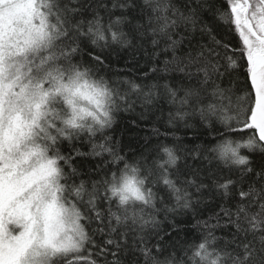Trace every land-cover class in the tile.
<instances>
[{
    "label": "snow or ice",
    "instance_id": "1",
    "mask_svg": "<svg viewBox=\"0 0 264 264\" xmlns=\"http://www.w3.org/2000/svg\"><path fill=\"white\" fill-rule=\"evenodd\" d=\"M144 6L150 9L147 26L137 23L136 31L140 35L150 31L153 46L163 41L164 51L171 50L173 59L182 63L176 50L187 37L176 40L174 36L195 25L196 10L182 13L169 0H144ZM203 6L223 21L226 34L234 25L242 44L231 52L224 44L223 55L214 48L207 57L203 51L197 57L189 53L188 63L179 71L191 80L195 66L196 84L179 81L163 87L168 102L178 105L172 119L198 116L209 135L221 133L216 127L220 124L224 132L248 136L243 144L221 139L204 156L225 167L237 166L243 181L253 169L240 149L264 153V0H204ZM100 8L109 16L107 26L101 23ZM115 9L145 13L135 0H112L111 9L100 0L93 7L92 20L73 22L70 14L87 11L83 4L0 0V264H99L101 256L103 264H124L118 253L126 251L140 252L145 264H249L256 243L264 252V167L255 173L260 188L250 184L247 191L239 190L235 220L222 209L236 229L232 241L219 245L210 232L211 239L205 237L184 249L183 257L161 261L153 254L152 248L163 249L158 243L149 246L151 237H163L158 231L146 233L145 226L155 227L160 211L192 208L187 186L199 192L208 185L171 178L179 176L178 170L172 171L178 160L172 148L159 146L157 157L148 164L135 158L129 162L109 145L111 137L105 129L111 127L120 101L127 102L129 93L121 89L119 80L93 77L106 59L104 49L130 43L121 27L128 18L122 14L112 20ZM212 39L221 43L215 36ZM85 49L91 59L81 62ZM94 49L100 51L92 55ZM238 68L246 69L243 84L232 78ZM123 83H130L132 91L139 88L134 82ZM98 134L99 144L95 143ZM85 137L92 143L93 155L107 152L111 157L100 162L97 171L102 178L91 180L90 185L75 182L80 173L71 163L72 156L61 153L67 141L66 150L71 147L76 155H86L73 143ZM214 184L223 189L226 199L235 194L237 182L230 178ZM249 199L259 201L257 211L244 203ZM168 201L174 203L169 206ZM129 232L131 247L121 243ZM96 236L104 239L98 242Z\"/></svg>",
    "mask_w": 264,
    "mask_h": 264
},
{
    "label": "trees",
    "instance_id": "2",
    "mask_svg": "<svg viewBox=\"0 0 264 264\" xmlns=\"http://www.w3.org/2000/svg\"><path fill=\"white\" fill-rule=\"evenodd\" d=\"M99 2L100 0H87V2L85 0H74V2L72 0H60L61 4L67 3L70 7H80L83 4L84 8L87 9L86 12L80 14H70L73 22L80 19L92 20L95 15L93 7ZM169 2L185 14L192 13L194 9L196 10L194 14L195 25H189L186 32L181 31L180 35L174 36L176 40H180L181 36L187 37L176 50V56L182 63L178 64L173 59L171 50L164 51L165 44L163 41L159 46H153V35L150 31L144 32L143 35L136 31L135 25L137 23L147 26L146 15L150 9L144 6V0H135L137 5L145 7L144 14H141L137 9H129L123 12L120 9H115L111 17L112 20H115L116 17L122 14L127 16L128 22L121 25V27L128 34L127 38L130 43L127 46L113 44L104 49L102 57H106V59H104L103 66L100 67L98 74L93 77V79H98L99 76H103L109 82L114 79L119 80L121 81V89L129 93L127 102L120 101L121 109L114 113L113 124L110 128L105 129V134L111 137L108 142L109 145L113 146L129 162H133L135 158V160H140L142 163L147 161L148 164H151L153 159L157 157L159 146L164 145L172 148L178 156L176 166L172 171L176 172L178 170L179 176L173 175L171 178L174 180L178 178L180 182L193 180L196 184L203 181L208 185L199 192L196 191L195 186H187L192 200V208L181 209L176 213L160 211L155 215L156 226L153 227L152 224L145 226L146 233L158 231L160 236L163 237V240H158L153 235L149 245L157 243L160 245L162 251L158 252L156 248H152V252L161 261L173 255L177 258L183 257L184 249L203 242L205 237L211 239L210 232L217 238L216 243L219 245H223L225 241H232L236 229L232 223H229V217L224 214L222 209L230 211L232 219L235 220L237 202L241 200L238 194L239 190L243 188L247 191L250 184L260 188L262 184L256 178L255 173L261 172L262 167H264V153L259 149L249 151L241 148V154L249 157L253 169V173L247 174L244 180L241 181L237 166L225 167L222 162L218 160L209 162L204 159V156L210 155L207 150L214 147L221 139L226 138L235 142H244L248 138L247 135L224 132L223 126L220 124H216V127L221 129V133L209 135L208 130L198 116H189L184 120L172 119L178 105L168 102L163 85L168 83L171 86L179 81H183L185 84H196L195 66L191 69L194 74L191 80L179 71L183 64L188 63L189 53L192 57H197L203 51L205 57H207L209 50L214 48L223 55L225 51L224 44L229 45V52H231L233 47L242 44V42L235 31L234 25L232 31L226 34L223 21L218 15L207 6L201 7L204 0H169ZM219 2H223V0H219ZM103 3L111 9L112 0H103ZM89 5H92V7H89ZM99 16L101 17V23L107 26L109 16L103 8L99 9ZM213 36L221 43L217 44L212 39ZM89 48H92V46L89 45ZM99 51V49H94L92 55ZM90 59L88 50L85 49L80 61L86 62ZM166 61L168 62L167 65ZM166 67L167 71H164ZM245 73V68H238L232 72V78L237 83L243 84ZM123 81L134 82L139 88L132 91L131 84H125ZM248 83L250 85V78ZM225 86H227L226 80ZM145 93H152V95L145 96ZM149 99L151 103H146L145 101ZM224 103H227V101H224ZM170 120H172L171 124L169 123ZM188 124L192 127H186ZM101 142L98 134L95 143L99 144ZM67 143V141L62 143L61 153L65 156H72L71 163L80 173L79 176L74 178L75 182L78 184L83 180L86 185H90L91 180L102 178L97 169L101 166L100 162L102 160L111 159L109 154L104 152L101 156L93 155L92 143L88 142L86 137L73 142L81 153L86 154L83 156L76 155L71 147H67L66 150ZM99 150L96 149V151ZM229 178L236 181L237 186L235 194L226 199L222 196L223 189H217L214 180L226 182ZM163 187L162 184L159 186L160 189H163ZM160 195L163 196L164 192L160 191ZM173 203L174 201H168L169 206ZM244 203L250 211L258 210L259 201L249 199L245 200ZM159 206L163 207V205ZM95 238L98 242L104 239L101 236ZM249 239H251V236H249ZM121 243H126L131 247L133 234L129 232L127 239H122ZM255 249L249 264H264V252L259 250V243L255 244ZM190 254L191 250L189 249ZM118 255L124 264H133L134 261L135 264H145V258L140 252L126 251L120 252ZM108 259L112 260L113 257L109 255ZM98 260L99 264H103L104 257L101 256Z\"/></svg>",
    "mask_w": 264,
    "mask_h": 264
},
{
    "label": "clouds",
    "instance_id": "3",
    "mask_svg": "<svg viewBox=\"0 0 264 264\" xmlns=\"http://www.w3.org/2000/svg\"><path fill=\"white\" fill-rule=\"evenodd\" d=\"M84 106H87V102L86 101H82L81 102ZM245 142V141H244ZM244 142H239V143H241V144H243ZM233 146H235V145H233ZM117 199H118V197H117Z\"/></svg>",
    "mask_w": 264,
    "mask_h": 264
}]
</instances>
